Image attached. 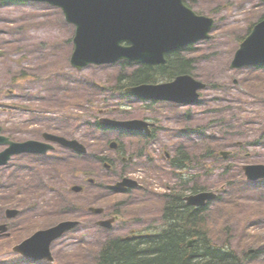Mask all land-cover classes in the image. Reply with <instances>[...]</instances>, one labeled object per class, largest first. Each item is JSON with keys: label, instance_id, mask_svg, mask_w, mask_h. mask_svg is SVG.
Masks as SVG:
<instances>
[{"label": "rangeland", "instance_id": "374dc122", "mask_svg": "<svg viewBox=\"0 0 264 264\" xmlns=\"http://www.w3.org/2000/svg\"><path fill=\"white\" fill-rule=\"evenodd\" d=\"M184 1L217 22L213 39L192 45L182 54L184 59L193 60V76L209 85L196 106L147 105L124 96L118 77L130 68L121 62L92 65L81 71L71 66L76 28L65 20L60 8L0 2V135L22 142L40 140L43 132H52L77 139L89 150L87 156L65 148H58L53 157L23 155L0 169V225L7 228L0 234V264H49L29 260L12 251L13 247L31 233L68 219L79 220L81 225L52 245L56 264H93L108 238L143 230L151 224L148 217L156 216L151 215L145 192L116 196L108 187L123 174L164 194L165 184L172 187L177 179L164 170L167 163H159L160 155L162 158L167 152L175 156L179 147L201 153L211 147L206 160L209 171L200 170L199 176L208 190L224 188L221 197L207 207L218 230L227 227L217 245L228 243L241 256L253 250L255 260L248 259L245 264H264V181H247L242 169L244 165L264 164V68H230L250 25L264 16V2ZM99 110L120 120L157 121L148 151L154 162L148 165L133 157L140 140L137 137L93 129ZM112 139L124 146V157L132 159L115 162V152L107 145ZM220 151L233 155L225 160ZM104 156L112 158L114 169L98 163ZM160 167L164 173L156 172ZM83 172L91 176L85 178ZM227 172L231 179L225 186L222 174ZM74 184L85 191L71 192ZM89 206L119 207L123 218L110 232L103 231L95 224L100 217L89 213ZM7 209H17L20 215L8 220ZM14 236L20 238L12 239Z\"/></svg>", "mask_w": 264, "mask_h": 264}, {"label": "water", "instance_id": "95a60500", "mask_svg": "<svg viewBox=\"0 0 264 264\" xmlns=\"http://www.w3.org/2000/svg\"><path fill=\"white\" fill-rule=\"evenodd\" d=\"M4 1V0H0ZM18 1V0H14ZM51 4L63 10L68 23L75 25V51L72 65L82 69L91 64H114L121 60L128 63L157 65L166 62V54L185 48L195 42L209 39L214 19L200 16L187 7L183 0H21ZM264 65V20L257 24L251 34L241 43L232 62V69L246 66ZM207 87L191 75H181L174 81L163 84H145L129 87L131 95L154 101H169L180 105H193L199 102V91ZM106 126L128 130L149 131L150 124L142 120L116 121L104 119ZM66 147L85 153L86 149L77 141L46 136ZM0 143H9L11 148L0 154V165L8 163L10 157L21 153L46 154L48 147L29 141L15 144L0 136ZM115 148V145H112ZM228 157L229 153L222 152ZM250 181L264 179V165H246L243 167ZM138 184L125 179L114 187L124 191ZM80 192L81 187H74ZM217 198L215 192H202L186 198L191 206L204 207ZM96 214L103 210L92 209ZM10 217L17 212L10 211ZM115 220L101 222L100 225L111 228ZM76 222L60 224L46 232L38 233L16 250L37 259L52 260L51 243L73 229ZM191 241V247L195 242Z\"/></svg>", "mask_w": 264, "mask_h": 264}, {"label": "trees", "instance_id": "16d2710c", "mask_svg": "<svg viewBox=\"0 0 264 264\" xmlns=\"http://www.w3.org/2000/svg\"><path fill=\"white\" fill-rule=\"evenodd\" d=\"M182 54L173 52L167 55L165 64L138 65L131 71L132 66L123 63L130 67V72L118 77L120 91L123 93L126 86L171 81L179 75L193 73V60L184 59ZM97 127L101 129L99 125ZM186 150L179 148L173 160L175 169L184 170L194 163L201 169H207L206 160L211 156V147L205 148L203 153L198 151L199 154ZM227 173L222 174V181L228 186L231 176L230 172ZM200 179L199 184L191 188L192 192L206 190ZM185 186L180 193L166 200L165 225L155 234L137 240L109 239L94 256L93 264H245L250 259L255 260L256 255L248 253L240 257L234 248L228 247L227 240L226 245H217L220 240L218 237L227 232V227L218 230L217 223L207 214V208L195 210L186 206L182 200L188 191ZM194 238L197 242L193 247H188L189 241Z\"/></svg>", "mask_w": 264, "mask_h": 264}, {"label": "flooded vegetation", "instance_id": "af4514ba", "mask_svg": "<svg viewBox=\"0 0 264 264\" xmlns=\"http://www.w3.org/2000/svg\"><path fill=\"white\" fill-rule=\"evenodd\" d=\"M42 139H43V137H42ZM41 139V140H42ZM44 140V139H43ZM137 191H139V190H141L140 188L139 189H136ZM136 190H131V191H128V192H126V193H124V194H121V195H123V196H131L133 193H135V191ZM151 212V215L152 214H154V211H150ZM119 213V207L118 208H114L111 212H109L108 214H107V212H106V210H105V214H107V216H111V215H116V214H118ZM166 209H165V214L163 215V218L165 219L166 218ZM154 217V216H153ZM149 219H150V221L152 222L153 221V219H152V217L151 216H149L148 217ZM147 228H148V230H151L152 228H154V225L151 223V224H149L148 226H147ZM132 235H134V237L135 236H137L136 235V232L135 231H132ZM130 238V237H129Z\"/></svg>", "mask_w": 264, "mask_h": 264}, {"label": "bare ground", "instance_id": "6f19581e", "mask_svg": "<svg viewBox=\"0 0 264 264\" xmlns=\"http://www.w3.org/2000/svg\"><path fill=\"white\" fill-rule=\"evenodd\" d=\"M116 94V93H115ZM155 121H156V119H155ZM157 122V121H156ZM164 153V152H163ZM107 198V197H106ZM116 198V197H115ZM120 202V201H119ZM86 219V218H85ZM144 229V228H143Z\"/></svg>", "mask_w": 264, "mask_h": 264}]
</instances>
